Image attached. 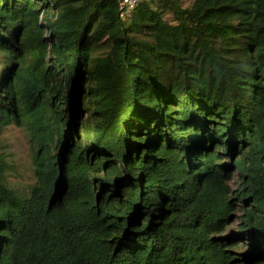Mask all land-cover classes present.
<instances>
[{
  "label": "trees",
  "instance_id": "trees-1",
  "mask_svg": "<svg viewBox=\"0 0 264 264\" xmlns=\"http://www.w3.org/2000/svg\"><path fill=\"white\" fill-rule=\"evenodd\" d=\"M179 2L0 0V133L41 147L0 264H264V0Z\"/></svg>",
  "mask_w": 264,
  "mask_h": 264
},
{
  "label": "rangeland",
  "instance_id": "rangeland-1",
  "mask_svg": "<svg viewBox=\"0 0 264 264\" xmlns=\"http://www.w3.org/2000/svg\"><path fill=\"white\" fill-rule=\"evenodd\" d=\"M191 2L192 0H180L179 3L181 7H185ZM36 10L38 12V16L42 24L43 38H46L49 34H48V30L45 28L46 24L42 19V13H41L42 9L38 8ZM53 13L55 16L56 11L54 9H53ZM165 20L170 22L169 16H165ZM72 111L73 109L71 110L70 108L68 113L73 114ZM85 111L86 110L83 111V118H86ZM81 123L82 121L81 122L79 121L78 126ZM61 133L62 136L59 137L56 142L57 147L56 149H53L55 155L53 159V163L57 167L56 170H60L58 173H61V165H62L61 160L66 146V138H62L65 137L63 136L64 129L62 130ZM78 137L80 138L82 145L83 146L86 145L85 137L83 136V134L79 135ZM32 148L36 149L41 147H39V145L35 143L34 138L31 136V132L27 128L10 124L1 131L0 158L2 159V162L4 164V166H2L3 179L5 184L9 188L15 190L17 193L21 195H26L29 191V188L35 183L34 165L32 161ZM51 148H55L54 145H52ZM39 154H41V152H39ZM239 155H240L239 152L237 154H234L231 157V161L229 163L230 171L232 175L231 188L234 190L240 187L243 181V178H241L237 173H235V171H233L234 167L232 166L234 164V161ZM89 158L92 159V162H95V160L101 159L102 157L101 155H95L94 157H92L90 153ZM223 161H225V159ZM61 185H62V177H59V181L56 182L52 188V191L54 192L53 193L54 197L57 196L56 194L59 192ZM239 222H240V218H237V221L234 222L232 225H230L229 229H233V228L235 229L238 226L237 224ZM242 252L243 251L241 250H237V252L234 253V257L240 259L239 261L240 263L242 261L243 264L244 263L248 264V258L243 259L244 254H242ZM241 257L243 260H241Z\"/></svg>",
  "mask_w": 264,
  "mask_h": 264
},
{
  "label": "built area",
  "instance_id": "built-area-1",
  "mask_svg": "<svg viewBox=\"0 0 264 264\" xmlns=\"http://www.w3.org/2000/svg\"><path fill=\"white\" fill-rule=\"evenodd\" d=\"M138 0H119L120 9L122 12L120 18L123 21H129L134 8L137 6ZM122 6V8H121Z\"/></svg>",
  "mask_w": 264,
  "mask_h": 264
},
{
  "label": "water",
  "instance_id": "water-1",
  "mask_svg": "<svg viewBox=\"0 0 264 264\" xmlns=\"http://www.w3.org/2000/svg\"><path fill=\"white\" fill-rule=\"evenodd\" d=\"M121 8H122V6H121ZM72 120H73V117H72ZM59 169H60V168H59ZM59 171H60V170H56V171H55V183L58 182L59 177L62 176L61 173H58ZM60 174H61V175H60Z\"/></svg>",
  "mask_w": 264,
  "mask_h": 264
},
{
  "label": "flooded vegetation",
  "instance_id": "flooded-vegetation-1",
  "mask_svg": "<svg viewBox=\"0 0 264 264\" xmlns=\"http://www.w3.org/2000/svg\"><path fill=\"white\" fill-rule=\"evenodd\" d=\"M75 141H77V143H78L79 146L82 145L81 140L78 137H76Z\"/></svg>",
  "mask_w": 264,
  "mask_h": 264
}]
</instances>
